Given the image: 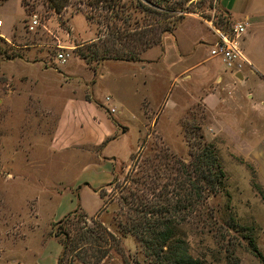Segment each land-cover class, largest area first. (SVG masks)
<instances>
[{"label": "rangeland", "instance_id": "rangeland-1", "mask_svg": "<svg viewBox=\"0 0 264 264\" xmlns=\"http://www.w3.org/2000/svg\"><path fill=\"white\" fill-rule=\"evenodd\" d=\"M220 2L0 0V241L28 233L38 223V231L48 227L54 237L61 235L59 264H153L120 223L132 215L134 196L150 198L147 188L155 182L176 185L174 180L183 178L177 172L180 163L189 164L193 151L204 148L202 141L214 147L226 180L218 193H205L198 210L178 226L177 238L188 243L201 264H264V109L251 110L243 101L248 119L237 124L231 116L240 117V112L232 110L233 103L223 104L217 122L203 102L204 88L200 100L190 103L178 86L170 90L172 71L160 78L158 69L148 74L139 69L145 62L160 68L170 44L175 56L178 44L190 48L196 42V56L206 59L213 44L206 34L214 35L207 21L215 16L224 29L232 22ZM60 53L69 55L65 62L58 59ZM212 65L216 61L201 68L200 85L207 83ZM238 91L253 92L256 103L264 98V88L251 79ZM54 97L93 100L111 115L118 100L129 112L137 106L143 125L129 115L126 138L135 153L102 191L103 210L95 217L78 211L62 224L49 225L59 220V204L45 194L37 208L33 198L43 184L71 182L78 168L76 152L55 142L63 102ZM110 150L121 148L112 145ZM121 156L130 160L131 154L125 149ZM95 207L91 204L89 211ZM87 232L94 234L92 239L79 238Z\"/></svg>", "mask_w": 264, "mask_h": 264}, {"label": "crops", "instance_id": "crops-1", "mask_svg": "<svg viewBox=\"0 0 264 264\" xmlns=\"http://www.w3.org/2000/svg\"><path fill=\"white\" fill-rule=\"evenodd\" d=\"M220 7L230 18L229 21L240 20L247 23V34L242 41V49L249 65L246 68L247 72L233 73L225 66L222 68L220 64L222 62L211 58L210 54L206 59L196 56L194 46L196 42L193 46L190 45V48L178 44V52L175 51V56L172 55V50L174 52L172 44L169 48L167 46L160 68L146 62L145 65L137 63L135 66L140 65L139 69L145 74L158 69L162 71L160 78H165V74L172 71L169 78L170 90L178 86L186 96L189 95L190 103L200 100L204 88L206 96L203 102L217 122H220L222 115L221 110L218 112V107L235 103L232 104V110L240 112V117L234 114L231 119L241 124V118L248 119L247 115L243 114L246 111V106H242L243 101L248 102L247 108L251 110L264 109V98L260 103H256L253 100V92L249 91L245 95L238 91V85L250 79L264 88V0H221ZM206 35L211 44L216 42L215 35H211L210 32ZM145 59L149 62L150 58ZM214 61L217 65H212L207 70V83L204 86L200 85V79L204 76L200 74L201 68L205 64L211 65ZM141 92L139 90V93ZM226 95H233L237 100L231 102ZM60 99L62 98H53L54 101ZM62 102L63 113L58 118L55 142L66 151L76 152L73 162L78 168L71 182L65 183L55 179L52 185L43 184V191L40 190V193L38 192L33 198L37 208L38 202H41L45 194L48 200L59 204L58 211H61L58 215L59 220L55 221L53 218L48 222L49 225L58 223L78 211L85 212L89 217H95L103 210L105 202L102 191L113 184L117 179L119 166L128 164L135 153L130 150L131 146L126 138L129 133V115L133 116L140 126L143 125V118L139 115L137 106L133 113L129 112L127 106H125L126 111L123 112L124 104L119 103L118 100H116L118 112L115 106L116 111L112 115L107 113L103 105L98 106L93 100L63 98ZM112 145H119L121 150H110ZM125 149L131 154L130 160L121 156ZM93 203L96 207L91 212L89 206ZM38 218L37 215V222ZM39 229L40 225L37 223L34 230L28 233H17L11 239L0 241V264H59L64 251L63 245L58 238L51 235L47 230L48 227H44L42 231H38Z\"/></svg>", "mask_w": 264, "mask_h": 264}, {"label": "trees", "instance_id": "trees-1", "mask_svg": "<svg viewBox=\"0 0 264 264\" xmlns=\"http://www.w3.org/2000/svg\"><path fill=\"white\" fill-rule=\"evenodd\" d=\"M201 143L204 148L198 152L193 151V159L189 164L180 163L177 172L183 178L174 180L176 185L155 182L154 187L147 188L148 192L151 191L150 198L148 194L146 197L134 196L135 209L130 211L132 215L128 216L125 223H120L123 232L137 237L153 264H201L190 253L188 243L177 238L178 226L188 222V216L198 210L200 202L206 199V192L218 193L226 180L221 159L214 147ZM73 215L70 214L59 223H64ZM99 226L107 235L112 236ZM87 233V237L82 234L79 238L92 239L94 234ZM63 235L70 240L68 234ZM56 237L60 239L61 235ZM98 238L101 241L100 236ZM251 243L255 256L261 257L257 245Z\"/></svg>", "mask_w": 264, "mask_h": 264}, {"label": "built area", "instance_id": "built-area-1", "mask_svg": "<svg viewBox=\"0 0 264 264\" xmlns=\"http://www.w3.org/2000/svg\"><path fill=\"white\" fill-rule=\"evenodd\" d=\"M215 16L211 20L207 21V25L211 31H213L217 40L211 45L210 57L219 59L225 68L233 73H240L248 64L243 49L242 41L247 34V23L243 21H233L228 29H224ZM35 20L33 24H37ZM3 22L0 21V27ZM33 29V26L30 28ZM69 55L60 53L58 59L65 62ZM107 102H111V99L106 98ZM115 109H111V113H115Z\"/></svg>", "mask_w": 264, "mask_h": 264}, {"label": "water", "instance_id": "water-1", "mask_svg": "<svg viewBox=\"0 0 264 264\" xmlns=\"http://www.w3.org/2000/svg\"><path fill=\"white\" fill-rule=\"evenodd\" d=\"M239 78H242V76H238Z\"/></svg>", "mask_w": 264, "mask_h": 264}]
</instances>
